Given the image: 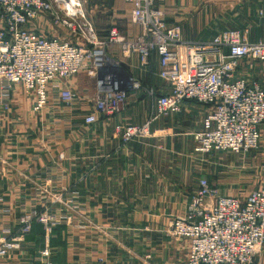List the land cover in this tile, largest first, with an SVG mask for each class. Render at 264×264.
I'll return each instance as SVG.
<instances>
[{"label":"built area","instance_id":"obj_1","mask_svg":"<svg viewBox=\"0 0 264 264\" xmlns=\"http://www.w3.org/2000/svg\"><path fill=\"white\" fill-rule=\"evenodd\" d=\"M125 1L132 6V23L140 29L135 38L126 33L123 23L100 38L93 24L84 22L81 0H0V107L11 108L13 88L21 85L33 94L32 111L48 114L44 134L53 127L51 134L59 137L63 121L68 129L77 126L70 118L77 95L64 80L87 70L95 82L94 111L85 115L87 124L95 123L98 114L121 111L132 88L155 97L156 111L145 122L117 125L124 144L153 137L156 119L178 113L185 101H194L208 107L201 128L194 132L195 152L246 154L257 149L264 125V86L237 72L245 58L264 62V40L249 41L238 29L222 30L207 40H185L181 26L166 21L157 0ZM259 14L264 17V8ZM41 16L80 37L82 44L28 28ZM111 44H121L127 56L137 53L145 68L157 57L158 74L169 90L157 92L133 77L124 78L106 56ZM42 175L56 194L53 201L39 190L29 206L21 205L14 231L0 209V262L22 249L34 223L44 229L41 254L45 257L50 255L56 227L64 226L70 234L80 226L78 214L84 209L64 186V170L55 166ZM167 232L189 240L184 264H261L264 187L241 199L219 195L209 179L202 177L187 210L170 220Z\"/></svg>","mask_w":264,"mask_h":264},{"label":"crops","instance_id":"obj_2","mask_svg":"<svg viewBox=\"0 0 264 264\" xmlns=\"http://www.w3.org/2000/svg\"><path fill=\"white\" fill-rule=\"evenodd\" d=\"M157 5L169 24L181 26L185 40H207L225 29H238L249 41L264 40V17L259 14L264 0H157ZM91 8L83 10L86 18L97 19L99 31H106L111 21H121L128 35L135 38L139 34V27L131 21L132 6L125 0H96ZM27 26L41 34L68 38L66 29L42 16ZM121 51L117 44L106 50L113 58H121ZM127 57L120 60L125 75L157 92L169 90L158 74L157 57L147 68L137 53ZM92 80L87 70L64 80L77 95L70 115L77 126L68 129L63 121L59 137L51 134L53 127L44 134L48 114L32 111L33 94L21 85L13 88L11 108L0 107V209L5 211L4 221L13 225L21 205L29 206L39 190L43 197L55 199L42 177L44 170L55 166L64 170V186L74 192L84 209L78 214L80 226L72 233L66 234L64 226L56 227L48 257L41 254L44 229L36 223L22 249L10 252L0 264L185 263L189 240L170 235L167 229L173 217L187 210L200 178H210L206 163L212 162L211 153L194 151V132L201 128L208 107L185 101L180 112L152 123L153 137L124 144L117 125L145 122L156 111V99L144 89L132 88L121 111L111 116L98 114L95 123L87 124L85 115L94 111ZM218 190L222 192L220 187ZM12 229H16L14 225ZM259 261L264 264V248Z\"/></svg>","mask_w":264,"mask_h":264},{"label":"rangeland","instance_id":"obj_3","mask_svg":"<svg viewBox=\"0 0 264 264\" xmlns=\"http://www.w3.org/2000/svg\"><path fill=\"white\" fill-rule=\"evenodd\" d=\"M53 1V0H50ZM83 3V7L86 10L93 9L94 2L96 0H81ZM262 17V16H260ZM84 19L88 22L89 20L93 27L98 32L100 38L105 37L110 29L116 24L115 22L107 23L106 31L103 28L102 32L97 27L96 24L97 19L89 18ZM69 40L82 44L80 37L74 35L71 31L67 30ZM102 33V34H101ZM131 37V36H130ZM133 38V37H132ZM76 43V42H75ZM121 46V58L119 55L116 57H112L106 52V56L111 64H113L118 70L121 72V75L125 78V76L129 79V76L125 75L123 71V63L120 62L121 59L128 58L125 56L124 50L122 49L121 44H117ZM125 60V59H124ZM238 76H245L247 78H255L258 79L259 82L264 85V62L256 61L254 59L245 58L242 66L237 72ZM92 85L95 88L94 80H92ZM264 144L261 143L260 147L254 149L246 154H227L225 152H212L210 156L211 163H206L210 172L211 183L215 185V188L222 190H218L219 195H231L236 196L241 199H244L247 194L257 188H261L264 186ZM212 185V186H213Z\"/></svg>","mask_w":264,"mask_h":264},{"label":"trees","instance_id":"obj_4","mask_svg":"<svg viewBox=\"0 0 264 264\" xmlns=\"http://www.w3.org/2000/svg\"><path fill=\"white\" fill-rule=\"evenodd\" d=\"M118 23H122L121 21H118V22H116V24H118ZM123 29H125V27H123ZM34 224H36V223H34ZM56 229V228H55Z\"/></svg>","mask_w":264,"mask_h":264}]
</instances>
